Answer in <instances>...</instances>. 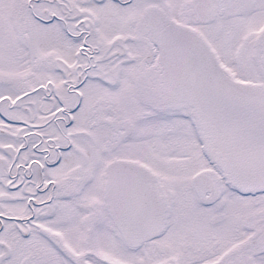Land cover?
Listing matches in <instances>:
<instances>
[{"label": "snow or ice", "instance_id": "obj_1", "mask_svg": "<svg viewBox=\"0 0 264 264\" xmlns=\"http://www.w3.org/2000/svg\"><path fill=\"white\" fill-rule=\"evenodd\" d=\"M0 264H264V0H0Z\"/></svg>", "mask_w": 264, "mask_h": 264}]
</instances>
